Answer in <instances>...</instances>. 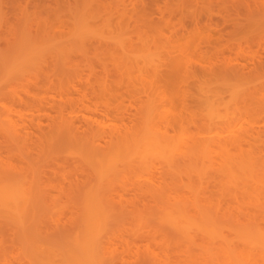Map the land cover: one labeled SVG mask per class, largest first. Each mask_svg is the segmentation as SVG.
<instances>
[{
  "label": "rangeland",
  "instance_id": "1",
  "mask_svg": "<svg viewBox=\"0 0 264 264\" xmlns=\"http://www.w3.org/2000/svg\"><path fill=\"white\" fill-rule=\"evenodd\" d=\"M232 69L249 77L226 76L225 70ZM83 92L91 106L77 105ZM94 104L114 109V118L96 117ZM67 119H75L78 127L93 124L106 134H78L72 141L61 130ZM14 131L27 137L21 142L19 136L27 149L13 140ZM256 131L264 133V0H0V166L11 172L10 185H32L26 190L34 186L32 191L40 194L35 205L25 202L20 212L21 207L14 210L0 200V264H70L73 255L80 257L75 240L85 243L90 232L102 242L95 245L104 249L98 250L100 264H216L217 255V264H263L264 252L248 244L264 237V214L254 212L264 201V136ZM215 134L253 139L241 149L193 150L197 141ZM96 144L106 153L96 155L99 162L93 157ZM234 159L251 164L248 181L257 188L239 194L251 215H240L234 201L232 221L223 213L232 187L228 165ZM71 182H80L76 186L86 192L82 198H74L78 187L71 189ZM152 186L161 195H143ZM92 191L102 192V199ZM161 196L172 203L173 215L179 202L193 214L185 212L184 222L171 216L163 211L168 204L157 200ZM213 246L228 247L227 257ZM255 253L262 256L255 258Z\"/></svg>",
  "mask_w": 264,
  "mask_h": 264
},
{
  "label": "bare ground",
  "instance_id": "2",
  "mask_svg": "<svg viewBox=\"0 0 264 264\" xmlns=\"http://www.w3.org/2000/svg\"><path fill=\"white\" fill-rule=\"evenodd\" d=\"M208 39V38H207ZM213 42V41H212ZM212 42H211V44H212ZM219 53V52H218ZM218 55V54H217ZM216 55V56H217ZM221 55V54H220ZM213 57V56H212ZM221 57V56H220ZM210 59V58H209ZM67 60V59H66ZM64 62H65V60H64ZM221 62V61H220ZM217 66H218V64H217ZM243 68V67H242ZM245 69V68H244ZM226 72V70H225V75L226 76H230L231 78H235V79H239L240 78V80L242 79L243 80V78H246L248 75H246V77H245V74H244V72L242 71V70H231V71H229V74ZM51 74V73H50ZM232 75V76H231ZM47 76V75H46ZM48 77V76H47ZM50 77V76H49ZM249 77V76H248ZM247 77V78H248ZM163 78V77H162ZM166 78H167V76H166ZM237 79V80H238ZM91 81V80H90ZM89 82V81H88ZM166 82V81H165ZM170 83V82H169ZM175 83H176V81H175ZM82 84H83V82H82ZM171 84V83H170ZM86 85H88V84H86ZM89 87H90V85H88ZM92 86V85H91ZM169 87V86H168ZM91 88V87H90ZM94 88V87H93ZM171 88V87H170ZM76 90H78V89H76ZM89 90V89H88ZM90 90H94V89H90ZM171 91V90H170ZM186 91V90H185ZM77 92V91H76ZM75 92V93H76ZM79 92H80V90H79ZM94 92V91H93ZM84 93V92H83ZM83 93H82V99H81V102H79V100L80 99H77L78 101H76L78 104L77 105H79V104H81V106L83 105V107H87L88 106V104H89V106H91V104H92V102L90 103L89 101H86V100H90V101H92L91 99H90V97L87 95V92L86 93H84V95H83ZM116 93V92H115ZM79 94V93H78ZM80 95V94H79ZM112 95V94H111ZM115 94H113V96H114ZM180 95V94H179ZM186 95H188V93L186 94ZM119 97V96H118ZM81 98V97H80ZM115 98V97H114ZM54 99V98H53ZM102 99V98H101ZM177 101H178V99H176ZM22 101V100H21ZM20 101V102H21ZM87 102V106H86V103L85 102ZM181 101H182V99H181ZM184 101V100H183ZM56 103H57V101H55ZM54 102V103H55ZM19 103V102H18ZM72 103H74V102H72ZM179 103H180V101H179ZM184 103H186V102H184ZM47 104V103H46ZM61 104V103H60ZM67 104V103H66ZM69 104V103H68ZM71 104V103H70ZM76 104V103H75ZM110 104V103H109ZM178 104V103H177ZM188 104V103H187ZM64 105V104H63ZM96 105H99L100 106V104H94V107L96 106ZM112 105H113V103H112ZM183 105H185V108L184 109H186V108H190L188 105V107H186V104H183ZM34 106H36V105H34ZM58 106H61V105H57V107ZM72 106H73V104H72ZM76 106V105H75ZM80 106V105H79ZM80 106V107H81ZM99 106H96L97 108H94V109H91V107H89L90 109H91V111L93 112V113H95V114H97L96 115V117L98 116V117H100V115L101 116H104V118H105V116H106V118H108V116H109V118L111 117L110 115H112V113H111V110L113 111V113H114V109H110V107H108V106H104V108L105 109H101V108H98ZM110 106V105H109ZM113 106H116V105H113ZM112 106V107H113ZM118 106V105H117ZM52 107V106H51ZM82 107V108H83ZM34 108V107H33ZM40 108V107H39ZM41 108H42V106H41ZM43 108H44V110H46L47 108H49V107H47L46 108V106L44 107L43 106ZM60 110L63 108H61V107H58ZM57 108V109H58ZM66 108V107H65ZM64 108V109H65ZM81 108V109H82ZM114 108V107H113ZM119 106H118V108L116 109L117 110V112H119L118 110H119ZM37 109V108H36ZM35 109V110H36ZM84 109V108H83ZM43 112H44V110L43 109H41ZM89 110V109H88ZM121 110V109H120ZM125 110V109H124ZM127 110V109H126ZM125 110V111H126ZM37 111V110H36ZM90 110H89V112H91ZM187 111V110H186ZM185 111V112H186ZM188 111H190V110H188ZM122 112H124V111H122ZM184 112V111H183ZM47 113V112H46ZM50 113V112H49ZM61 114H63V109H62V111L60 112ZM116 113V112H115ZM99 114V115H98ZM129 115V114H128ZM42 116H43V114H42ZM51 116V115H50ZM52 117V116H51ZM113 117V116H112ZM111 117V118H112ZM133 117V116H132ZM63 118V117H62ZM73 118V117H72ZM114 118V117H113ZM99 119V118H98ZM121 121H123V123H124V121H126L125 119H123L122 117H121ZM129 119V118H128ZM62 120V119H61ZM100 120V119H99ZM130 120V119H129ZM133 120V119H132ZM131 120V121H132ZM39 121V120H38ZM53 121V120H52ZM56 121V120H55ZM74 121H75V119H74ZM74 121H68V119H67V121L64 123V120H63V122L62 123H64V124H66V125H63L64 127H62V129L61 130H63V129H65V131H63V132H66V130L68 131L67 133L68 134H70V136L72 135V137H74V138H71V140L73 139L74 141H75V138H77L78 139V134H87V133H94V134H99V133H101V134H106V133H104V131H103V133L102 132H100V129H97V131H95L94 129V125L93 124H88V127H78V126H76V124L74 123ZM93 121V120H92ZM98 121V120H97ZM135 121V120H134ZM32 122V121H31ZM99 122V121H98ZM98 122H96V123H98ZM33 123H34V125H36L37 123H35L34 121H33ZM42 123V122H41ZM41 123H40V125H41ZM88 123V122H87ZM56 124V123H55ZM99 124V123H98ZM24 125H26V124H24ZM30 124H28V126H29ZM38 125V124H37ZM39 125V126H40ZM51 125V124H50ZM57 125V124H56ZM60 125V124H59ZM62 125V124H61ZM21 126V125H20ZM55 127V126H54ZM56 127H58V125L56 126ZM96 127V126H95ZM12 128H13V126H12ZM11 128V129H12ZM27 129L28 130V127H24V129ZM40 128H42V126H40V127H38V129L39 130H41ZM60 128V127H59ZM207 128H208V126H207ZM18 129V128H17ZM17 129H15V126H14V128H13V130H16V131H18ZM58 129V128H57ZM12 130V131H13ZM208 130V129H207ZM207 130H205V131H207ZM11 131V130H10ZM16 131H14V132H12V136H14V137H12L13 138V140L14 141H16V142H20V140H22L21 142H23L24 140L22 139L23 137H22V135H18V139H17V135L15 136V133H16ZM31 131V130H30ZM42 131V130H41ZM24 132H26V131H24ZM43 132V131H42ZM27 133H29V132H27ZM38 134V133H37ZM100 134V135H101ZM110 134H115V133H110ZM255 134H262L263 136H264V133L263 132H260V131H256L255 132ZM26 135V134H25ZM142 134H140V136H141ZM144 135V134H143ZM222 134H215L214 136H212V137H204V138H202L201 140H199V141H197V144L194 146V148H193V150L194 149H197V152H200V153H204L205 152V154H206V151L205 150H209V152H211V150H212V148L211 147H217V146H219V147H227V146H231V147H235V148H242V146L244 145V144H248L252 139H253V135H246V136H239V137H233V136H227V137H225V136H221ZM8 136V135H7ZM19 136L21 137L20 138V140H19ZM34 136V135H33ZM113 136H115V135H111V137H109V138H111L110 139V141H109V143H112L113 142ZM145 136H147V134H145ZM16 137V138H15ZM26 137V136H25ZM24 137V138H25ZM101 137V138H100ZM104 136H99L98 135V139H99V141H103V138ZM143 137V136H142ZM140 138V140L141 139H144V138ZM148 137V136H147ZM9 138V137H8ZM15 138V139H14ZM149 138V137H148ZM147 138V139H148ZM26 139H27V137H26ZM25 139V140H26ZM30 138H28V140H29ZM94 139H95V137H94ZM97 139V140H98ZM102 139V140H101ZM150 139V138H149ZM11 140V139H10ZM19 140V141H18ZM28 140H26V141H28ZM30 140H32V138L30 139ZM30 140L28 141V143L30 142ZM72 140V141H73ZM97 140H95L96 142H97ZM106 140V139H105ZM104 140V141H105ZM135 141H136V139H134L133 141H132V143H135ZM143 141V140H142ZM141 141V142H142ZM20 142V143H21ZM106 142H108L107 140H106ZM149 142H150V140H149ZM98 143V142H97ZM100 143V142H99ZM144 143H145V141H144ZM244 143V144H243ZM24 144H25V147H24ZM24 144H22L21 143V145H18V146H20V147H23V148H26L27 149V147H26V144L27 143H24ZM101 144V143H100ZM100 144H96L97 146H96V150H97V152H95L93 155V157L96 159V162H97V160H98V162L100 161L99 159H97V156H99V153H100V156H101V152H103L104 154H102L103 156L105 155L106 156V153H105V150L103 149V148H101V145ZM157 144V143H156ZM51 145V144H50ZM109 145V144H108ZM146 145V144H145ZM144 145V146H145ZM149 145H151V144H149ZM145 147H147V146H145ZM151 147V146H150ZM150 147H149V149H150ZM92 148H93V146H92ZM210 148H211V150H210ZM29 149V148H28ZM103 149V150H102ZM203 149V150H202ZM29 151V150H28ZM202 151V152H201ZM204 151V152H203ZM207 153V155L208 154H210V153ZM97 155V156H96ZM151 155V154H150ZM202 155V154H201ZM96 156V157H95ZM102 156V158H104ZM2 157V156H1ZM99 158H101V157H99ZM107 159V158H106ZM104 160H105V158H104ZM104 160H102V161H104ZM32 161V160H31ZM101 161V162H102ZM34 162V161H33ZM32 162V163H33ZM251 162V161H250ZM104 163V162H103ZM28 164V163H27ZM26 164V165H27ZM34 164V163H33ZM5 165V164H4ZM34 165H36V164H34ZM28 166H30L29 164H28ZM4 167V166H3ZM7 167H8V165H7ZM36 167V166H35ZM100 167H102V166H100ZM99 167V168H100ZM111 167V166H110ZM109 167V168H110ZM251 164L248 162V161H238V160H232V162H230V164L228 165V172H230L231 173V177H230V179H231V182H232V184H229V185H232V187L229 189V186L228 187H226L227 189H229V190H227L225 187H224V190H225V192L226 191H229V192H227V193H229L228 194V196H229V198H228V201L226 202V203H228L227 204V206H228V208H227V206H226V211L223 213V216H224V219L226 218L225 217V215H228L229 216V218H231L230 220H232V219H234L233 217H234V215L236 214V212H235V208H233V205H231V204H233V202L235 201V203H237L238 204V206L239 207H237L238 209H239V212L241 213L240 215H247V213H248V216H250L251 214V212L253 211L252 209H250V208H242L243 206H245L246 204H245V202H244V198L243 199H240L239 198V194L240 195H242L243 193H251L252 191L253 192H255V190H256V188L257 187H255V186H253V185H251L250 186V184H249V181H248V179L249 178H253V169H251ZM2 167L0 166V173L2 172V170L3 169H1ZM12 168V171L14 170L15 171V169H13V167H11ZM23 168V167H22ZM37 168V167H36ZM112 168V167H111ZM4 171H5V173L4 172H2L3 173V175H1L0 174V176H1V178H3V179H1L2 180V182H1V184H0V190H2V195L3 196H0V197H2V199H0L4 204H7V206L6 207H10L11 206V209H14L15 207H18V208H20L21 210H19V209H17V210H19V212L20 211H22V207H23V209H24V205H22L23 203H25L26 202V205L28 204V203H31L32 201L34 202V200L36 199V198H39L40 197V194H39V192L38 193H34L32 190H33V188H34V186H33V188H32V190H26L27 188L29 189H31V186L32 185H30L29 187H25V185H24V188H25V190H23L24 188H21L19 185H15V184H17V183H13L14 185H10V182H11V180L12 181H14L13 180V177H12V175L11 174H9V173H11V172H9V170H8V168H6V166L4 167ZM27 169V168H26ZM25 169V170H26ZM28 169H29V167H28ZM27 169V171L29 172V170ZM31 169H33V168H31ZM108 169V168H107ZM106 169V170H107ZM6 170H8V174H7V171ZM22 170V169H21ZM101 170V172H102V169H100ZM112 170V169H111ZM110 170V171H111ZM23 171V170H22ZM104 171V170H103ZM110 171H108V172H110ZM93 172V171H92ZM91 172V173H92ZM107 172V171H106ZM13 173V172H12ZM16 173V172H15ZM42 173V172H41ZM88 174H90V173H88ZM93 174H95V173H93ZM106 174V173H105ZM108 174V173H107ZM16 176V175H15ZM19 176V175H18ZM92 177V175H89V177ZM93 176H95V175H93ZM88 177V176H87ZM89 177H88V179H89ZM91 177H90V179H91ZM103 177H104V175H103ZM106 178H107V176H106ZM106 178H102L103 180L104 179H106ZM0 180V181H1ZM92 180H94V178H92L91 179V181ZM16 181V180H15ZM18 182H19V179H18ZM230 182V183H231ZM78 183H80V182H77V184ZM76 184V185H77ZM21 185H22V183H21ZM76 185H73L72 184V182H71V184H70V186H71V189H73V187H78V186H76ZM223 186V185H222ZM222 186H221V188H222ZM1 187H4L3 189L1 188ZM141 187V186H140ZM140 187H138V188H140ZM155 187V186H154ZM154 187L152 186V188H147L146 190H142V192L144 193L143 195H145L146 196V194H147V196H150V197H152L153 198V196L155 195V192H156V194L157 195H159L160 194V192H158V190L157 189H155L154 190ZM218 187V186H217ZM93 189V188H92ZM81 189H80V187H78V189H77V193L75 194V196H74V198H77L76 197V195H79L80 196V194H82V193H86V192H82V191H80ZM138 190V189H137ZM84 191V190H83ZM88 191V190H87ZM100 191V190H99ZM81 192V193H80ZM130 192V191H129ZM92 193H94L95 194V191L93 192L92 191ZM100 193V192H99ZM102 193V192H101ZM101 193L98 195L97 193L95 194V198L96 199H98V201H100L99 200V197L101 198ZM247 193V194H248ZM74 193H72L71 195H73ZM90 194H91V192H90ZM129 194V193H128ZM87 195V194H86ZM98 197H97V196ZM135 195V194H134ZM161 195V194H160ZM78 196V197H79ZM81 196H83V195H81ZM80 196V197H81ZM88 196H89V194H88ZM93 196H90L91 198H93L94 199V197ZM228 196H226V197H228ZM79 197V198H80ZM135 197V196H134ZM140 197H142V196H140ZM43 198H47V197H45V196H43ZM72 198H73V196H72ZM78 198V199H79ZM82 198V197H81ZM86 198V197H85ZM89 198V197H88ZM96 199H95V201H96ZM102 199V198H101ZM137 199H138V197H137ZM145 199V198H144ZM161 199V200H160ZM163 198H162V196L161 197H158L157 198V200H159V201H163V203H164V200H162ZM227 199V198H226ZM257 200H255V201H257L258 203H261L262 202V198H256ZM42 200V199H41ZM148 200H151V199H148ZM264 200V199H263ZM98 201H96L97 203H98ZM103 201V200H102ZM107 202H108V199L106 200ZM138 201V200H137ZM147 201V200H146ZM36 202V201H35ZM35 202H34V205H35ZM89 203H90V201H88ZM104 202V201H103ZM102 202V203H103ZM150 202V201H149ZM166 202H168V203H166ZM264 202V201H263ZM263 202L261 203L262 205H260V204H258V205H260L259 207H258V209H256L255 208V210H254V212H256L257 210H259V211H257V212H260V214H258V215H261V213H262V215L264 214V204H263ZM101 203V204H102ZM160 204V207L163 205L164 206V204H168L167 206L169 207H167L166 205L164 206V209H163V211H171L170 210V206L172 205V203L170 202V201H166L165 200V203L164 204ZM171 203V204H170ZM247 203V202H246ZM256 203V202H255ZM94 204V203H93ZM107 204V203H106ZM109 204H111V203H109ZM109 204H107L108 206H109ZM146 204V203H145ZM144 204V205H145ZM148 204H151V203H148ZM158 204V205H159ZM179 204L180 205H178L179 207L177 208L176 207V210L174 209V208H172V209H174V215H173V212H172V215L171 216H176L177 218L178 217H181L182 215H184V213L186 212V214L188 213V215H190L192 212L189 210L188 211V209L185 207V205H184V203H182V202H179ZM251 204V203H250ZM105 205V204H104ZM183 205V206H182ZM252 205V204H251ZM250 205V207H252V206H254V204L251 206ZM257 205V206H258ZM13 206H15V207H13ZM30 206V205H29ZM88 206V205H87ZM94 206V205H93ZM262 206V207H261ZM13 207V208H12ZM95 207V206H94ZM149 207V206H148ZM157 207V206H156ZM171 207H173V206H171ZM248 207V206H247ZM256 207V206H255ZM26 208V207H25ZM33 208V207H32ZM88 208V207H87ZM98 208V207H97ZM102 208V207H101ZM180 208H181V211H180ZM201 209L199 210L198 209V211H200V213L202 214V212L204 213L205 212V208L204 207H200ZM3 209V208H2ZM111 209H112V207H111ZM110 209V210H111ZM114 209V208H113ZM112 209V210H113ZM158 209H159V207H158ZM204 209V210H203ZM14 210H16V209H14ZM33 210V209H32ZM89 210V209H88ZM96 210V209H95ZM162 210V209H161ZM177 210H179V212L180 213H182L180 216H177V215H179V213H178V211ZM219 210H221V209H219ZM237 210V209H236ZM93 211V210H92ZM91 211V212H92ZM97 211V210H96ZM2 211H0V213H1ZM4 212V211H3ZM90 211H89V213H91ZM234 212H235V214H234ZM93 213V212H92ZM95 213V212H94ZM205 213H207V212H205ZM204 213V214H205ZM218 213H219V215H220V213H221V211L219 212V211H216V215L218 216ZM3 214V213H2ZM100 214V213H99ZM164 214V213H163ZM176 214V215H175ZM193 214V213H192ZM222 214V213H221ZM234 214V215H233ZM19 215V214H18ZM90 215V214H89ZM108 215V214H107ZM167 215V214H166ZM170 215V214H169ZM200 215V214H199ZM206 215V214H205ZM232 215V216H231ZM253 215V214H252ZM261 215V216H262ZM4 216H6L5 218H7V213H5L4 214ZM9 216H11L12 217V215H9ZM17 216V215H16ZM98 216V215H97ZM3 217V216H2ZM10 217V218H11ZM31 217V216H30ZM29 216H28V218H30ZM84 217H85V215H84ZM109 217V216H108ZM188 217H190V216H188ZM218 217H220V216H218ZM13 218V217H12ZM18 219L19 218H21L20 216L19 217H17ZM27 218V219H28ZM86 218V217H85ZM84 218V219H85ZM167 218H169V217H167ZM167 218H164L165 220H167ZM175 218V217H174ZM182 218H184V217H181V220H182ZM228 218V219H229ZM256 218H258V217H256ZM260 218V217H259ZM9 219V218H8ZM23 219V218H22ZM22 219H20V221L22 220ZM25 219V218H24ZM31 219V218H30ZM102 219V218H101ZM170 219V218H169ZM189 219V218H188ZM191 220L193 219V217H191L190 218ZM195 220H196V218H194ZM218 219H220L221 220V217L220 218H218ZM227 219V218H226ZM13 220V219H12ZM86 220V219H85ZM93 220H94V218H92L91 219V221H90V219H89V221L91 222L90 223V225H92V224H94V223H92L93 222ZM178 220V219H177ZM236 220V219H235ZM254 220H255V218H254ZM30 221V220H29ZM95 221V220H94ZM183 221V220H182ZM202 221V220H201ZM217 221H219V220H217ZM233 221V220H232ZM7 222H9V221H7ZM86 222L88 223V218H87V220H86ZM98 222V221H97ZM184 222V221H183ZM183 222H181L182 224H186L187 225V223H183ZM191 222V221H190ZM200 222V221H199ZM220 222H222V220L220 221ZM224 222V221H223ZM222 222V223H223ZM236 222V221H235ZM239 222V221H238ZM237 222V223H238ZM246 221L244 220V223H245ZM96 223V222H95ZM205 223H207L206 221H205ZM241 223V222H240ZM257 223V222H256ZM255 222H253V226L255 227V225L254 224H256ZM22 225L24 224L23 222L21 223ZM89 224V223H88ZM97 224V223H96ZM168 224H169V222H168ZM193 224H197V223H194L193 222ZM204 224V223H203ZM221 224V223H220ZM247 224H249V223H247ZM247 224H245L244 226H246ZM100 225V224H99ZM185 225V226H186ZM189 225V224H188ZM191 225V224H190ZM208 226H209V224H207ZM243 225V224H242ZM241 225V226H242ZM258 224H256V226H257ZM178 226V225H177ZM197 226V225H196ZM206 226V225H205ZM211 226V225H210ZM240 225H237L236 227H239ZM249 226H250V224H249ZM27 227V226H26ZM100 227V226H99ZM195 227V226H194ZM254 227H249V228H253L254 229ZM259 229H260V227L259 226H257ZM18 228V227H17ZM87 228V227H86ZM89 228V227H88ZM87 228V229H88ZM97 228V227H96ZM175 228H176V226H175ZM189 228H191V227H189ZM211 228V227H210ZM213 228V227H212ZM235 228V227H234ZM233 228V229H234ZM90 229V228H89ZM88 229V230H89ZM99 229V228H98ZM187 229V228H186ZM205 229V228H204ZM207 229V228H206ZM237 229V228H236ZM245 229V228H244ZM248 229V228H247ZM253 229H252V232H253ZM263 228H261L260 230H262ZM217 230V229H216ZM241 230V229H240ZM251 230V229H250ZM249 230V231H250ZM256 231H257V229H255ZM260 230H258V231H260ZM82 232H83V230H81ZM86 231V230H85ZM92 231H93V229H92ZM94 231H95V229H94ZM99 231V230H98ZM177 231V230H176ZM189 231V230H188ZM187 231V232H188ZM205 231V230H204ZM211 231V230H210ZM214 231H215V229H214ZM218 231V230H217ZM223 231V230H222ZM242 231V230H241ZM245 231V230H244ZM249 231H247V232H249ZM212 232H213V230H212ZM86 233V232H85ZM93 233V232H92ZM95 234H97L96 232H94ZM184 233H186V231H184ZM203 233V232H202ZM205 233V232H204ZM203 233V234H204ZM207 233V235H208V232H206ZM216 233V231L214 232V234ZM257 233H259V232H257ZM261 233H264V230L263 231H261ZM261 233H259L258 235H260ZM25 234V233H24ZM95 234H91V232L89 233V234H87L86 235V242L84 243V241L82 242V243H80V244H78V242H77V239L75 240L76 241V247L74 248V249H76V252H77V254L80 256L79 258H78V256H74L73 255V260L74 261H72L70 264H100V262H101V260H102V258H101V260H100V258H99V252L100 251H98V250H100V248L101 247H99V248H97V246H95V245H100L101 243H99V241L98 240H100V236H99V238L97 239V237H96V235ZM189 234V233H188ZM187 234V235H188ZM212 233H210L209 235H211ZM213 234V235H214ZM237 234V233H236ZM246 234H248V233H246ZM250 234V233H249ZM256 234V233H255ZM73 235L74 234H72L71 236L73 237ZM208 235V236H209ZM217 235H219V232H218V234ZM235 235V234H234ZM26 236V235H25ZM75 236V235H74ZM97 236H98V234H97ZM203 236V235H202ZM208 236H204V237H207L206 238V240L207 239H209L210 237H208ZM257 237V235H254V237ZM261 236V235H260ZM29 237V236H28ZM71 237V238H72ZM76 237V236H75ZM75 237L73 238V239H75ZM101 237H102V235H101ZM213 237V236H212ZM245 237V236H244ZM246 237H248V236H246ZM26 238V237H25ZM24 238V239H25ZM95 238H96V241H95ZM191 238V237H190ZM203 238V237H202ZM214 238V237H213ZM225 238V237H224ZM236 238H237V236H236ZM236 238H234V240L236 239ZM243 238V237H242ZM249 238V237H248ZM82 239V238H81ZM238 239V238H237ZM256 239V238H255ZM84 240V239H83ZM102 240V239H101ZM210 240V239H209ZM215 240H218V239H215ZM214 240V241H215ZM38 241V240H37ZM68 241V240H67ZM205 241V240H204ZM70 242V241H69ZM96 242V243H95ZM213 242V241H212ZM220 242H222V241H220ZM68 243V242H67ZM73 243H74V241H73ZM98 243V244H97ZM218 243V242H217ZM216 243V244H217ZM222 243H224V242H222ZM221 243V244H222ZM235 243H238V242H235ZM244 242H242V246L245 244V243H247V241L243 244ZM250 243V245H252L255 249L256 248H259V249H262V251L261 250H259V249H256L257 251H259L261 254H263V252H264V237H260V239L259 240H257L256 239V241L254 240V238H253V241H251V242H248V244ZM69 244H71V243H69ZM216 244H214V245H216ZM225 244V243H224ZM239 244H240V241H239ZM244 245L245 246V248L247 247V249H249L248 248V246L249 245ZM30 245V244H29ZM28 245V246H29ZM209 245L210 246H212L211 245V243H210V241H209ZM226 245V244H225ZM34 246V245H33ZM67 246V245H66ZM101 246V245H100ZM219 246H223V245H218V247ZM227 246V245H226ZM228 246H229V244H228ZM41 248V246H39L38 247V249H40ZM69 248H70V246H69ZM72 248V247H71ZM203 248V247H202ZM208 246H207V248H206V250H208ZM213 248L215 249V251L217 250V251H222L223 253H225V257H224V255L222 256V257H224L223 259H225L227 256H226V250L228 249L229 250V248L227 247V249H225V251H223V250H221V248H224V247H221L220 248V250H218L217 248H215L214 246H213ZM231 248V247H230ZM235 248H236V246H235ZM252 248V247H251ZM250 248V249H251ZM48 249V248H47ZM101 249H103V248H101ZM233 249V248H232ZM244 249V248H243ZM253 249V248H252ZM255 249H253V250H255ZM40 250H43L42 248L40 249ZM52 250V249H51ZM71 250V249H70ZM104 250V249H103ZM103 250H101V251H103ZM106 250V249H105ZM204 249H202V251H203ZM234 250V249H233ZM252 250V252H254ZM39 251V250H38ZM57 252H59L58 254L60 255V251H58V250H56ZM214 251V252H215ZM217 251H216V253H217ZM236 251V250H235ZM53 254H57L56 252L54 253L53 251H51ZM66 252V251H65ZM233 252V251H232ZM244 252H245V250H244ZM252 252H250V253H252ZM258 252V253H259ZM47 253H48V251H47ZM69 253V252H68ZM75 253V252H74ZM100 253H102V252H100ZM104 253H105V251H104ZM107 253V252H106ZM105 253V254H106ZM222 253V254H223ZM236 253H238V252H236ZM247 253H249L248 252V250H247ZM57 254V255H58ZM66 254V253H65ZM65 254H63V255H65ZM208 254V252L206 251V254L205 255H207ZM210 254V253H209ZM219 254H220V252H219ZM253 255H254V253H252ZM250 255L251 256V260H253L254 262H255V258H259V256L261 255H259V254H257V253H255V254H257L256 256H255V258L253 257V255ZM72 255V252H71V254L69 253V255H68V257L69 256H71ZM234 255V254H233ZM241 255V254H240ZM216 256V255H215ZM242 256H244L243 254H242ZM247 256V255H246ZM245 256V260H246V257ZM249 256V255H248ZM249 256V257H250ZM258 256V257H257ZM262 256V255H261ZM53 257H55V256H53ZM52 257V258H53ZM57 257H59V256H57ZM67 257V256H66ZM210 257V256H209ZM218 257V258H217ZM217 259H219V261L217 260H215V257H212V258H214V260H215V262H216V264L218 263V262H220V258H221V255L220 256H218L217 255ZM230 257H231V255H230ZM248 257V258H249ZM39 258V257H38ZM47 258H49V256L47 257ZM56 258V257H55ZM75 258V259H74ZM59 259V258H58ZM207 259H208V257H207ZM211 259V258H210ZM260 259H263V258H260ZM50 260H51V258H50ZM251 260H250V263H251ZM37 261V260H36ZM58 262H54L55 264H59V260H57ZM62 261L63 260H61V263H62ZM147 261H149V260H147ZM212 261V260H211ZM223 261V260H222ZM227 261H228V259H227ZM244 261V260H243ZM263 261V260H262ZM51 262H52V260H51ZM148 263V262H147ZM223 263V262H222ZM227 263V262H226ZM230 264H231V262H229ZM259 263V262H258ZM51 264V263H50ZM233 264H235V263H233ZM238 264H240V262L238 263ZM241 264H245V263H242V261H241ZM248 264H249V262H248ZM264 264V263H263Z\"/></svg>",
  "mask_w": 264,
  "mask_h": 264
}]
</instances>
